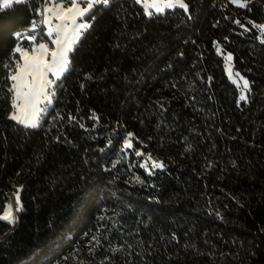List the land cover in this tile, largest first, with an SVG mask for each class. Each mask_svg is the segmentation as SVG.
<instances>
[{
    "label": "trees",
    "instance_id": "1",
    "mask_svg": "<svg viewBox=\"0 0 264 264\" xmlns=\"http://www.w3.org/2000/svg\"><path fill=\"white\" fill-rule=\"evenodd\" d=\"M42 1L0 10V264H264V0L96 4L26 127L9 77Z\"/></svg>",
    "mask_w": 264,
    "mask_h": 264
},
{
    "label": "snow or ice",
    "instance_id": "2",
    "mask_svg": "<svg viewBox=\"0 0 264 264\" xmlns=\"http://www.w3.org/2000/svg\"><path fill=\"white\" fill-rule=\"evenodd\" d=\"M20 3L22 0H2V3H0V10L4 8H9L12 6V3ZM141 0H137V3H140ZM234 3L237 4L239 7H246L247 6V0H233ZM68 3L70 4V7H64L63 5H57L58 11L55 13L56 18L60 19L62 21L65 20H71L73 24L76 23L77 18L84 17L87 13L91 11V9L96 4H104L107 5L109 3V0H85L86 6L81 7V0H68ZM143 3L145 5V12L147 15L151 16L153 13L149 11V9H155L156 12H163L165 8H173V7H179L181 9H184L185 12L188 10V5L184 3V0H166L165 3L162 5L160 3H157L156 0H143ZM47 12H51L52 9H46ZM44 23H50V20L46 19ZM258 29H260L261 33L264 34V25H254ZM88 27L85 23H80L77 27L73 28L72 30V37L69 38L68 32H67V25H64V31L61 35H58L57 39L54 41L58 46V51L52 52L53 57V63L48 64L43 60V53L47 52V48L45 45L41 44L39 47L42 50V54L40 56H33L31 58L28 57L27 53L24 54V64L21 66H18L17 71L12 74L9 78L11 81H13L12 87L10 91H14L15 97L17 100L21 99L23 97L24 99V107L21 109L20 105H15L17 107V110H23L25 113L27 112V109L29 107L34 108L35 106L32 104V100L34 97H38L41 93L44 92V85L50 84L51 81H47L45 79L47 72H52L54 75H57L58 73H61L65 71L68 67V54L73 50V45L76 43V41L79 38V35L81 34V29H86ZM52 31H57L58 33L61 32V26H57L56 29H50L49 35H51ZM19 36V34H17ZM14 51L20 52L21 49L17 47ZM219 51V49H218ZM226 62H229V67L227 68V71L229 72V78L233 79L232 71L230 67V62L232 60V56L228 55L225 57ZM236 76H239V73L235 74ZM31 76L32 80L28 81L27 77ZM39 78L41 87L39 91H36L34 89V84L36 80ZM243 80V78L241 77ZM233 82L236 81L233 79ZM243 87L248 88L249 84L247 80H243ZM27 88L28 91L25 92L23 89ZM241 100L246 99L245 96L241 95ZM38 102V101H37ZM13 120H16L19 123L25 124L26 127H37V123L34 120H22L17 115H13L11 117ZM126 147H131V144H126ZM138 155L140 153H137ZM154 167H160L161 165L154 164ZM16 203L18 205L17 211L22 210V205H20L19 195L17 194L16 197ZM0 219L8 220L9 222H14L16 217L13 216L11 205L8 206L7 210L5 211L3 216H0Z\"/></svg>",
    "mask_w": 264,
    "mask_h": 264
},
{
    "label": "rangeland",
    "instance_id": "3",
    "mask_svg": "<svg viewBox=\"0 0 264 264\" xmlns=\"http://www.w3.org/2000/svg\"><path fill=\"white\" fill-rule=\"evenodd\" d=\"M150 2H151V0H150ZM156 2L160 3L162 5L163 3L166 2V0H156ZM0 3H2V0H0ZM41 3H42L41 7H40V12H41L40 15L41 16L39 18V22L38 23L40 25H43V26H42V28L37 29L38 25L33 24V25H31L28 28V31L26 30V32H23L22 36L19 35V37H24L26 39L31 40V42H30L31 44L29 45V47L22 46L21 44H17L15 46V49L17 47H19L21 49V51L18 52L19 53V55H18L19 61H18L17 67L15 68L14 73L17 71L18 66H21V65L24 64V62H25L24 61V54L25 53H27L29 58H31L33 56H40L42 54V50L39 47L41 44L45 45L46 48H47V52L43 53V60L46 63H48V64H52L53 63V57H52L51 54L54 51H58V46H57V44L54 41L57 39L58 35L62 36V33L64 31V25H67V29L66 30L68 32L69 38L72 37L73 28L77 27L80 23H85V24L88 25V20H86L85 16L82 17V18H77L75 24H73L70 19L62 21V20L56 18L55 13L58 11L56 6L57 5H63L65 8L66 7H70V4L68 3V1L67 2H63V0H44ZM184 3H185V1H184ZM140 4L143 6L144 12H145V5L143 3V0H141ZM80 6L81 7H85L86 6L85 0H81V5ZM49 8L52 9L51 12H47L46 11V9H49ZM166 9H169V8H165L164 10H166ZM149 11L156 12L155 9H149ZM46 19L50 20V23H44V21ZM58 25L61 26V32L58 33L57 31H52L51 35H49V30L50 29H53V30L56 29ZM83 31H84V29H81V34L79 35V38L82 35ZM17 34H19V32L15 33L16 36H18ZM36 36H38V37L41 36L42 38L37 40V41H33ZM222 54H223V58H224L223 62H224L225 75H227V77L229 78V72L227 71V68L229 67V62H226L225 57L228 56V55L232 56V54L229 51H226V52H224ZM230 67H231L233 79L236 82L234 83L233 79H230V78L229 79L238 88V101H239V100H241L240 99L241 95L247 97V95H246L247 88L243 87V80H247V78L243 74L239 73V71L235 70L233 68L231 62H230ZM63 72L58 73L57 75H54L52 72H47V75H46L45 79L47 81H51V83L50 84H45L43 86L44 87V92L41 93L38 97H34L33 100H32V104L35 107L34 108L29 107L27 109L26 113L23 110H20V111L17 110V107L15 105H20L21 109H23V107H24V99H23V97H21V99L17 100L16 97H15V93L13 91V95H12L13 96V100H12L13 108H12V111H11V117L13 115H17L18 117H20V119L25 120V121L34 120L37 123V125H38L40 123L39 121L41 120V118L43 117L45 112L47 111V109H48L47 107H49L50 104H51L52 97H53L52 94L54 93L55 86L58 83V81H56V80H58V78L61 77ZM236 73H239V76H236L235 75ZM241 77L243 78V80L241 79ZM27 80L31 81L32 77L31 76L27 77ZM11 83L13 84V81ZM40 87H41V84H40V80L38 78L36 80L35 84H34V89L36 91H39ZM23 91L27 92L28 89L25 88V89H23ZM12 207H13V205H12ZM7 208L5 209V211L7 210ZM5 211H4V213H5ZM4 213L2 215H4ZM12 214H13V211H12Z\"/></svg>",
    "mask_w": 264,
    "mask_h": 264
},
{
    "label": "built area",
    "instance_id": "4",
    "mask_svg": "<svg viewBox=\"0 0 264 264\" xmlns=\"http://www.w3.org/2000/svg\"><path fill=\"white\" fill-rule=\"evenodd\" d=\"M25 29L26 28H20V29H18V30H20V31H25ZM15 200L13 199V197H11V200H10V202H12V205H13V208L15 209V208H17V203L16 202H14Z\"/></svg>",
    "mask_w": 264,
    "mask_h": 264
}]
</instances>
